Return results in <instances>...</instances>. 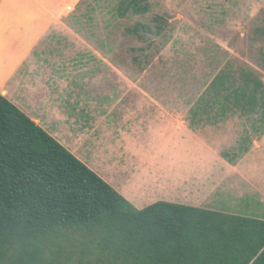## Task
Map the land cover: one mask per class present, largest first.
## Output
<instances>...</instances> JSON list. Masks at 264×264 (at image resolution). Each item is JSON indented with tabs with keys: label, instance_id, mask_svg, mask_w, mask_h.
<instances>
[{
	"label": "crops",
	"instance_id": "1",
	"mask_svg": "<svg viewBox=\"0 0 264 264\" xmlns=\"http://www.w3.org/2000/svg\"><path fill=\"white\" fill-rule=\"evenodd\" d=\"M81 1L0 0V91L138 209L264 219V121L156 90Z\"/></svg>",
	"mask_w": 264,
	"mask_h": 264
},
{
	"label": "trees",
	"instance_id": "2",
	"mask_svg": "<svg viewBox=\"0 0 264 264\" xmlns=\"http://www.w3.org/2000/svg\"><path fill=\"white\" fill-rule=\"evenodd\" d=\"M151 9L149 0H119L109 12ZM163 20L124 28L147 43L135 48L139 65ZM257 29L264 37V22ZM257 59L264 68V46ZM195 105L264 121V78L229 60ZM0 264H264V219L168 201L138 209L0 91Z\"/></svg>",
	"mask_w": 264,
	"mask_h": 264
},
{
	"label": "rangeland",
	"instance_id": "3",
	"mask_svg": "<svg viewBox=\"0 0 264 264\" xmlns=\"http://www.w3.org/2000/svg\"><path fill=\"white\" fill-rule=\"evenodd\" d=\"M118 1L82 0L77 8L93 12L92 25L107 29V42L120 46L117 57L123 60L142 56L135 48L147 46L127 37L124 28L138 20L162 17L164 35L155 48L148 49L150 58L144 59L145 65L135 68L139 74L153 75L155 89L168 90L172 100L177 101L180 93L185 104H195L205 84L229 60L237 66L253 67L264 78L257 59L264 46L257 29L264 22V0H149V13L124 18L109 12ZM226 147L219 145L218 149ZM249 205L250 210L244 207L240 213L264 216L262 205Z\"/></svg>",
	"mask_w": 264,
	"mask_h": 264
},
{
	"label": "water",
	"instance_id": "4",
	"mask_svg": "<svg viewBox=\"0 0 264 264\" xmlns=\"http://www.w3.org/2000/svg\"><path fill=\"white\" fill-rule=\"evenodd\" d=\"M4 94V93H3Z\"/></svg>",
	"mask_w": 264,
	"mask_h": 264
}]
</instances>
